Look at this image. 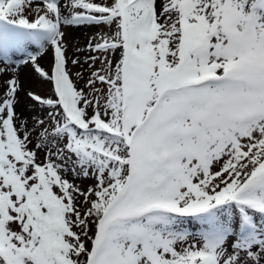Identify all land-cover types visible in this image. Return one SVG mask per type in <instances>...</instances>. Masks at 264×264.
<instances>
[{
  "label": "snow or ice",
  "instance_id": "1",
  "mask_svg": "<svg viewBox=\"0 0 264 264\" xmlns=\"http://www.w3.org/2000/svg\"><path fill=\"white\" fill-rule=\"evenodd\" d=\"M0 78V264H264V0H0Z\"/></svg>",
  "mask_w": 264,
  "mask_h": 264
},
{
  "label": "rangeland",
  "instance_id": "2",
  "mask_svg": "<svg viewBox=\"0 0 264 264\" xmlns=\"http://www.w3.org/2000/svg\"><path fill=\"white\" fill-rule=\"evenodd\" d=\"M96 2H101V0H96ZM96 31L94 27H69L65 29L66 32V41L68 45V55L70 57L72 56H79L81 60H83L84 56L87 55L85 52H76V48H83L87 45L89 37L92 35V33ZM106 31V29H105ZM16 59H20V57H16ZM51 58L45 59L42 61V66L47 68L50 64ZM86 67V66H85ZM76 68H73V71H76ZM3 79L0 78V90L3 89ZM19 79L21 81L22 85V91L19 93V100L21 107L18 108V111L23 112L24 116H31L32 110L28 108V105H30L32 102L27 97L26 93L28 91H36L38 93L44 94L48 91L47 87L42 84V82L39 80L37 74L34 72L31 65L28 66H21L19 70ZM80 87H83V82L80 83ZM41 156H43V153H41ZM71 179V177H69ZM77 183L81 184L83 188H87L89 185L94 183V181L85 179V180H78ZM188 227L192 230H196L198 226L194 222H190ZM90 244V242H89Z\"/></svg>",
  "mask_w": 264,
  "mask_h": 264
}]
</instances>
